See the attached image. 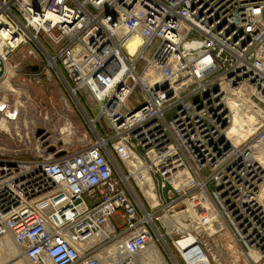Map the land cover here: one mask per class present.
<instances>
[{
    "label": "built area",
    "instance_id": "2783aa9c",
    "mask_svg": "<svg viewBox=\"0 0 264 264\" xmlns=\"http://www.w3.org/2000/svg\"><path fill=\"white\" fill-rule=\"evenodd\" d=\"M18 54L23 60L13 62ZM27 59L43 62L45 76L75 81L54 115L72 125L77 104L97 135L31 160L0 152V242L13 244L18 259L264 264V121L240 143L228 136L234 108L264 110V0H0V96ZM28 80L41 83L36 73ZM138 86L144 101L131 109ZM101 116L111 137L99 133ZM129 145L134 153H125ZM138 162L155 164L162 182L135 172ZM205 168L211 175L202 178ZM131 181L160 202L142 201ZM195 187L229 231L217 244L208 242L216 222L198 195L173 214ZM172 214H183L188 227L165 223ZM149 246L163 262L146 256Z\"/></svg>",
    "mask_w": 264,
    "mask_h": 264
},
{
    "label": "rangeland",
    "instance_id": "374dc122",
    "mask_svg": "<svg viewBox=\"0 0 264 264\" xmlns=\"http://www.w3.org/2000/svg\"><path fill=\"white\" fill-rule=\"evenodd\" d=\"M41 41L46 44V46L52 45L44 36H41ZM55 47L59 48L58 45ZM22 60V55L18 54L14 57L13 62H21ZM43 60L46 62L44 57ZM22 64H24L23 68L15 77L16 84L12 85V89L8 90L7 94H1L0 96V101L5 102L7 105L6 111L18 108L17 115L14 119L15 121L19 120L16 122L18 125H15L13 123L15 121L4 118V112H0V152L3 151L6 156L14 155L16 152L20 157L31 160L37 154L50 153L48 149H45L47 147L55 146L56 148H61L67 146H78L80 143H83L81 142L83 138H86L88 141L93 139L97 133L88 129V121L81 109L78 108L77 104H73L74 109L70 116L72 125H64L62 120H58L54 115L58 111L64 109L63 101L65 102L66 99L64 94H67V91L64 90L60 80L55 76V74L48 73V76H45L44 64L40 60L34 61L33 59H27L23 61ZM34 68H36V70H34ZM34 73L41 77L40 84L28 80L30 76L34 75ZM143 101L144 98L142 90L138 86L134 89L128 101V106L131 109H136L143 104ZM256 113L257 116L261 115L260 112ZM98 116L99 109L97 108L93 111L91 117ZM24 117H27L26 123L23 122ZM172 117L173 112L166 113V120H171ZM15 126L17 128H15ZM98 130L100 135L106 137L112 136L111 125L105 116L100 117ZM47 135L49 136L48 139ZM113 142L116 144L118 141L114 138ZM111 150L124 170L127 171V168L125 167L128 165L126 164L124 166L121 163V154L119 152L117 154V151L114 148H111ZM143 166L145 165L143 164ZM143 168L140 169V173H145L146 176H148V181L153 182L155 180V183H159L158 180H160L162 182V176H157V173L151 172L147 167ZM135 172H137V170H135ZM210 175L211 172L209 168H205L200 172V176L202 178H207ZM174 182L175 190L180 191L178 188V184L180 182H176V180H174ZM131 183L142 201L145 202L143 197L145 196L150 200L152 205H155V200L160 202V199H157V196H155L156 199H151L146 194L148 191L147 189L145 190L146 186H143L142 188L140 187V190V184L137 186L133 181H131ZM207 187L211 193L215 188V182L213 180L209 181ZM170 193H175V191ZM189 193L192 194L190 196L187 195L182 197V202L178 203L179 206L175 209L173 214L186 207L188 200L189 203L192 204L196 195H198L197 199H199L200 203L203 202V198L201 197V192L198 187L191 189ZM203 206L205 207V204ZM206 210L209 214L213 212L210 207L206 208ZM117 218L119 217L117 216ZM117 220L118 223L121 224L120 219ZM219 222L220 223H215L211 227L212 230L209 231L210 228L208 229V242L211 245L215 243L217 244L218 241H223L229 233L224 222L221 219ZM168 243L170 246L169 241ZM8 248H12V246H8ZM162 252L165 254L164 251ZM146 256L148 255L146 254ZM17 259L18 258H16V260ZM0 261H4V259L0 257Z\"/></svg>",
    "mask_w": 264,
    "mask_h": 264
},
{
    "label": "bare ground",
    "instance_id": "6f19581e",
    "mask_svg": "<svg viewBox=\"0 0 264 264\" xmlns=\"http://www.w3.org/2000/svg\"><path fill=\"white\" fill-rule=\"evenodd\" d=\"M63 61L71 71L75 70V65L73 64V62L69 56H66ZM6 88L8 90L12 89V85H7ZM245 93L246 94H244V98L246 99L249 97V93L248 92H245ZM17 112H18V108H15L14 110H7L4 112L3 117L6 119L8 118L9 120L15 121L14 118L16 117ZM260 113H261L260 116H257V113L255 111H251L250 114H246L244 112L239 111V109L234 108V116H233L234 120H233L232 127L230 128L229 133H228L229 138H231L235 143H240L244 139H246L250 135H252L253 132L255 131V129L258 127L259 120L264 121V110L262 109V111ZM18 121L19 120L15 121L13 123L15 125H18V124H16V122H18ZM23 122H25V123L27 122V117H24ZM15 128H17V127L15 126ZM115 146L117 148H120V147H118L117 144H115ZM123 149L125 152L129 150L130 153H134L132 145L123 147ZM137 156H138V158H140L139 154H137ZM154 165L150 166L149 169L151 172L157 173L154 170ZM142 166H143V163H141V162L134 163V168H135V170H137V172H140L141 168L147 167L146 165L143 167ZM143 170H144V168H143ZM179 178L180 177H176V179H175L176 182H181ZM190 183H192V182H190ZM176 189H178V188H176ZM263 194H264V186H263ZM149 197L151 199H156L155 196H151V194ZM201 197L203 198V202L201 204L202 205L205 204L206 208L210 207L213 210V212H211V214H209V213L208 214L210 216H212V218L214 219V222H216L217 224L220 223L219 222L220 219H218L219 214L216 212L213 205H211V202L204 195H201ZM158 202L159 201L155 200L154 204H157ZM192 209H193V207H192ZM191 214H193V216L196 217L195 212L191 213ZM182 216H183V214H176L170 218L166 217L164 219V222L167 223L169 226L173 222L172 226L177 227L178 230L182 229L183 227L187 228L188 225L185 223V221L183 219H181ZM197 221H198V219H197ZM210 230H212V228H210L209 231ZM8 246H12V248H8ZM18 254L20 256V252L18 251V249L13 244H11L10 242H4V241L0 242V257L4 259V261H0V264H28L24 260L23 257H22V259L16 260V258L18 257ZM145 254H147L148 257L158 256L159 258H157L156 261L158 263L163 262V258L161 256V254L159 253V250L155 246H149L148 249L146 250Z\"/></svg>",
    "mask_w": 264,
    "mask_h": 264
},
{
    "label": "crops",
    "instance_id": "0c3cea01",
    "mask_svg": "<svg viewBox=\"0 0 264 264\" xmlns=\"http://www.w3.org/2000/svg\"><path fill=\"white\" fill-rule=\"evenodd\" d=\"M64 79H65V81H62V80L60 81L62 86H63V88H64V90L67 91V87H71V86L75 85V81L72 78H70V76L67 73H64Z\"/></svg>",
    "mask_w": 264,
    "mask_h": 264
},
{
    "label": "water",
    "instance_id": "95a60500",
    "mask_svg": "<svg viewBox=\"0 0 264 264\" xmlns=\"http://www.w3.org/2000/svg\"><path fill=\"white\" fill-rule=\"evenodd\" d=\"M34 70H36V68H34ZM5 109H6V104L0 102V111H4ZM40 132H42V131H40ZM47 149H48V151L50 153H55L56 152V147L55 146H50ZM63 154H64V151H61V152L56 153V156L59 157V156H61Z\"/></svg>",
    "mask_w": 264,
    "mask_h": 264
},
{
    "label": "flooded vegetation",
    "instance_id": "af4514ba",
    "mask_svg": "<svg viewBox=\"0 0 264 264\" xmlns=\"http://www.w3.org/2000/svg\"><path fill=\"white\" fill-rule=\"evenodd\" d=\"M49 138V136L47 135V139Z\"/></svg>",
    "mask_w": 264,
    "mask_h": 264
}]
</instances>
